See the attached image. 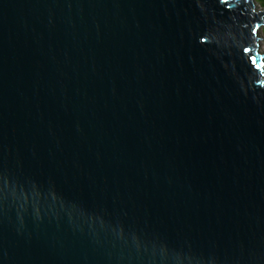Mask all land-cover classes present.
I'll use <instances>...</instances> for the list:
<instances>
[{
  "label": "water",
  "instance_id": "obj_1",
  "mask_svg": "<svg viewBox=\"0 0 264 264\" xmlns=\"http://www.w3.org/2000/svg\"><path fill=\"white\" fill-rule=\"evenodd\" d=\"M254 0H0V264H264Z\"/></svg>",
  "mask_w": 264,
  "mask_h": 264
},
{
  "label": "rangeland",
  "instance_id": "obj_2",
  "mask_svg": "<svg viewBox=\"0 0 264 264\" xmlns=\"http://www.w3.org/2000/svg\"><path fill=\"white\" fill-rule=\"evenodd\" d=\"M254 6H255V10H262L264 8H261L258 4L255 3L254 0ZM258 53H261L262 55H264V26L262 28H260V30L258 31ZM263 69H264V58H263Z\"/></svg>",
  "mask_w": 264,
  "mask_h": 264
},
{
  "label": "trees",
  "instance_id": "obj_3",
  "mask_svg": "<svg viewBox=\"0 0 264 264\" xmlns=\"http://www.w3.org/2000/svg\"><path fill=\"white\" fill-rule=\"evenodd\" d=\"M255 3L258 4L261 8H264V0H255Z\"/></svg>",
  "mask_w": 264,
  "mask_h": 264
}]
</instances>
